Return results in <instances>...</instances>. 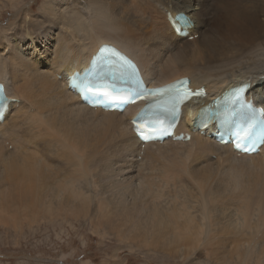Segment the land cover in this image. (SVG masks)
<instances>
[{
  "label": "bare ground",
  "instance_id": "obj_1",
  "mask_svg": "<svg viewBox=\"0 0 264 264\" xmlns=\"http://www.w3.org/2000/svg\"><path fill=\"white\" fill-rule=\"evenodd\" d=\"M44 3L0 35V82L17 100L0 124V223L10 207L36 222L83 219L121 248L182 264H264V146L239 156L207 135L213 125L204 134L191 125L236 86L264 106V0ZM167 12L188 16L189 37ZM23 37L27 51L40 45L36 55L21 54ZM104 44L132 57L152 87L189 78L206 88L183 109L178 129L190 141L143 146L130 125L143 104L95 110L68 90L67 77Z\"/></svg>",
  "mask_w": 264,
  "mask_h": 264
},
{
  "label": "rangeland",
  "instance_id": "obj_2",
  "mask_svg": "<svg viewBox=\"0 0 264 264\" xmlns=\"http://www.w3.org/2000/svg\"><path fill=\"white\" fill-rule=\"evenodd\" d=\"M32 1L34 0H3L4 5L0 10V35L5 34L8 28L13 31L22 19L25 18L22 21H26L34 17V14H38L41 7L45 5V0H35V3ZM30 3L33 4L32 12L28 10ZM15 14L18 18L14 17ZM15 20L18 22L15 23ZM21 24L27 25L22 22ZM8 34L11 36V31ZM195 38H198V34ZM20 40L18 41L22 42L21 54L31 55L35 48L38 49L40 46L39 44L35 48L29 46L31 51H27L26 44H30L31 41L29 39L26 41L25 37ZM9 52V46H7L6 54ZM34 54L36 55V52ZM29 157L33 160L32 151ZM141 157L142 155L138 159L141 160ZM213 158L216 159V156ZM8 210L14 209L9 207ZM12 211L5 213L7 216L4 222L0 223V264H182L178 260L169 261L161 254L158 255L146 249L121 248L120 242L114 236L94 231L90 222L83 219L36 222L33 219V213L30 217L29 214H23L24 219L22 213L19 212L16 216ZM10 213L17 218L10 216ZM18 218L19 220L16 221Z\"/></svg>",
  "mask_w": 264,
  "mask_h": 264
},
{
  "label": "snow or ice",
  "instance_id": "obj_3",
  "mask_svg": "<svg viewBox=\"0 0 264 264\" xmlns=\"http://www.w3.org/2000/svg\"><path fill=\"white\" fill-rule=\"evenodd\" d=\"M109 51H111L113 56H119V59L122 61L123 68L121 76L122 79L134 85L132 93L127 96L119 93L113 94L99 83L84 81L75 83L74 87L77 88L82 96L91 95L92 97H104V102L107 106H110L111 103L115 101H119L121 104H128L134 103L136 99L149 100L160 97L155 100V103L149 104L148 107L139 114L138 119L140 123L137 124V131L144 140L155 139L158 136H163L168 131V128L164 127L162 114L170 117L171 120L174 121L178 116L182 103L189 100L193 95L203 94L200 91L193 92L190 90L187 87L188 81L186 80L177 81L163 89L147 90L143 87L142 82L137 79L135 66L118 52L104 47L101 50L98 63H104L107 60L105 53ZM99 102L100 101H95L94 103ZM262 112H264V110H262ZM168 127H171V122ZM145 129H147V134L145 133ZM244 139H246V135L242 136L240 133H237V142L235 146L243 151L255 150L257 142L264 144V134L252 140L250 147L242 145L241 141Z\"/></svg>",
  "mask_w": 264,
  "mask_h": 264
}]
</instances>
